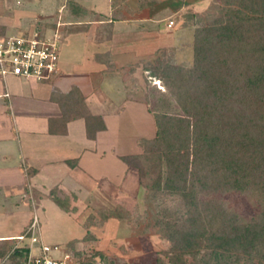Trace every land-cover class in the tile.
I'll return each mask as SVG.
<instances>
[{
	"label": "trees",
	"instance_id": "16d2710c",
	"mask_svg": "<svg viewBox=\"0 0 264 264\" xmlns=\"http://www.w3.org/2000/svg\"><path fill=\"white\" fill-rule=\"evenodd\" d=\"M219 4L220 14L195 28L190 67L151 69L165 87L154 89L147 106L154 135L138 140L139 153L120 156L156 208L144 228L170 242L156 264H264V0ZM58 104L62 119H84L87 137L104 129L78 89L60 95ZM55 191L51 198L68 211V197ZM227 193L245 196L255 212L245 216L217 196ZM107 213L99 211L103 222ZM27 252L19 247L9 256Z\"/></svg>",
	"mask_w": 264,
	"mask_h": 264
},
{
	"label": "crops",
	"instance_id": "0c3cea01",
	"mask_svg": "<svg viewBox=\"0 0 264 264\" xmlns=\"http://www.w3.org/2000/svg\"><path fill=\"white\" fill-rule=\"evenodd\" d=\"M76 1L79 8H74L65 22L72 31L61 40L77 41L78 57L63 59L59 50L58 71L48 81L0 75V264L15 248L31 244L25 231L44 197L80 220L77 205L94 197L92 188L114 195H136L139 189L136 169L120 156L139 153L138 140L143 137L134 135L132 153L118 148L127 138L123 135L129 117L123 120L125 111L133 112V121L138 110L148 111L144 92L129 81L143 77L141 62L149 53L165 40L174 42L173 36L164 35L169 19L164 28L160 25V5L180 1ZM179 4L182 9L190 5L188 0ZM9 6V0H0L1 16L7 17ZM49 9L55 11V6ZM27 13L13 9L8 23L0 18V38L10 35V26L22 29L19 18ZM71 88L78 89L89 112L100 115L104 122V129L96 131L93 138L87 137L82 117L61 118L58 98ZM109 153L115 158L107 157ZM113 161L122 163L118 173L112 169ZM108 162L113 165L106 170ZM51 189L61 198L68 197V211L53 201Z\"/></svg>",
	"mask_w": 264,
	"mask_h": 264
},
{
	"label": "rangeland",
	"instance_id": "374dc122",
	"mask_svg": "<svg viewBox=\"0 0 264 264\" xmlns=\"http://www.w3.org/2000/svg\"><path fill=\"white\" fill-rule=\"evenodd\" d=\"M178 1H180L179 3L186 2V0ZM9 2L10 6L6 9L7 17L0 15L1 22H9V17L13 16V9L28 11L27 14L19 18L22 29L10 26L7 31V34L10 35H21L25 31L29 30L30 32L34 29L40 31L41 36L46 38L54 32H58L62 39L68 31H72L68 27L70 25L65 22H69L72 10L79 8L76 0H9ZM188 2L190 5L184 9L175 1H168L160 5L163 9L160 25L164 28L167 19L173 21L172 27L167 25L168 28L164 35L169 38L173 36L174 42L165 40L161 47L149 53L147 59L143 63L141 62L142 69L145 70L143 77H133L134 80L131 78L129 81L136 90L144 92L147 106L151 102L154 89L165 90L161 80L152 75L151 69L162 63L190 67L193 62L195 28L210 23L220 14L219 0H188ZM84 4L88 5L89 3L84 2ZM53 5L55 11L48 10ZM42 8H46L47 11H42ZM58 9L59 11H57ZM34 13H39V15ZM69 39L67 38L68 41L60 40V57L63 59H71V56L78 57L77 53L80 51L78 42ZM132 115V111H125L123 120L127 117L124 121L127 131L123 135L127 138L124 142H119V145L116 144L119 151L123 153L134 151L133 137L135 134L142 137H150L154 134L152 117L148 111L138 110L134 121ZM135 121L136 123H134ZM114 156L111 153L107 154V157L115 158ZM113 163L105 164V169H110L113 165L112 169L118 173L116 172L117 167L119 165V169L122 163L119 161H113ZM91 193L94 197H88L85 203L77 205L80 220L76 218L77 215L72 216L63 212L48 197H44L36 208L38 225L34 235L38 243L41 242L49 246L48 253L51 256L59 257L66 250H72L99 264H156L157 256L166 259L163 252L169 248L170 242L156 233L153 227L144 228V225L156 214V208L153 203L146 202L143 187L139 186L136 195L105 194L95 188H92ZM217 196L227 200L230 206L245 216L251 215L257 208L245 196L238 193ZM100 210L108 212L107 214L111 215V218L103 222L99 217ZM91 217H97V223L90 227L91 235L87 239H83L84 228L89 225ZM25 233L28 236L31 235L28 227ZM71 238H76V241L67 245V241ZM36 246L37 243H33L35 252L37 251ZM22 261H24L23 257L13 260L9 256L3 264H17Z\"/></svg>",
	"mask_w": 264,
	"mask_h": 264
},
{
	"label": "built area",
	"instance_id": "2783aa9c",
	"mask_svg": "<svg viewBox=\"0 0 264 264\" xmlns=\"http://www.w3.org/2000/svg\"><path fill=\"white\" fill-rule=\"evenodd\" d=\"M169 20L167 25L172 26ZM60 35L54 32L50 37H42L40 31L32 29L21 35H9L0 38V75L20 76L38 81H48L57 73L59 67ZM38 217L33 214L28 231L31 244L24 257L23 264H87L86 257L78 256L72 250H66L61 256H51L49 246L38 243L34 235ZM23 236H20V238ZM37 243L36 252L33 243ZM57 248V246H54Z\"/></svg>",
	"mask_w": 264,
	"mask_h": 264
}]
</instances>
